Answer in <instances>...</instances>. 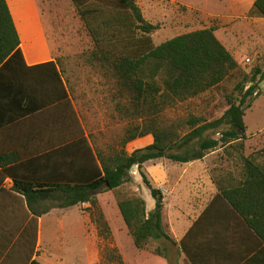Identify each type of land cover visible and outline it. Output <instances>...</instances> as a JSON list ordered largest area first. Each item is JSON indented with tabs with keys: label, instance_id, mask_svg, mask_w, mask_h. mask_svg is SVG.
Wrapping results in <instances>:
<instances>
[{
	"label": "trees",
	"instance_id": "16d2710c",
	"mask_svg": "<svg viewBox=\"0 0 264 264\" xmlns=\"http://www.w3.org/2000/svg\"><path fill=\"white\" fill-rule=\"evenodd\" d=\"M72 2L94 42L89 65L114 81L115 99L126 101L125 105H119V112L134 122L125 130L119 149L108 153L99 148L90 150L96 153L98 162H95L96 172L92 178L79 183L16 181L15 191L25 197L35 229L38 219L53 210L90 204L88 210L97 212L95 223L100 232L109 236L110 228L98 196L110 192L116 197L137 250H147L159 241L177 245L164 224L163 193L148 179L145 165L163 159L189 164L202 161L222 148V158L233 162L235 168L211 171L219 196L264 244V163L259 162L256 154H244L245 114L252 107L247 100L264 81V69L256 67L238 84V97L230 99L229 109L222 118L208 122L191 116L163 125L161 116L167 107H175L218 88L240 70L239 63L217 38L216 29L187 33L156 46L152 34L159 26L144 18L138 0ZM255 7L264 16V0H256ZM22 69L27 73H43L41 85L45 89L34 93L31 85L22 92L17 87L1 85L3 81L27 77ZM9 71L15 74H8ZM247 84L252 85L245 91ZM1 92H7L13 104L23 105L27 116L34 112L45 114L48 108L64 104L62 110L60 105L63 113L60 119L72 129L77 127L84 138L63 60L59 58L34 67L26 65L22 38L8 0H0V96ZM217 130H221L219 139L212 136ZM147 136L154 139L151 145L132 153L126 150L129 143ZM134 167L138 168L155 200V207L150 211L143 196L122 191L125 185L134 182L131 173ZM168 253V248L162 246L153 251L163 259H167Z\"/></svg>",
	"mask_w": 264,
	"mask_h": 264
},
{
	"label": "rangeland",
	"instance_id": "374dc122",
	"mask_svg": "<svg viewBox=\"0 0 264 264\" xmlns=\"http://www.w3.org/2000/svg\"><path fill=\"white\" fill-rule=\"evenodd\" d=\"M255 1L138 0L144 18L159 26L152 34L156 46L187 33L214 27L217 38L240 65V70L218 88L175 107H167L161 116L163 125L191 116L208 122L222 118L229 109L230 99L238 97V84L256 67L264 69V16L255 7ZM93 3L100 4L99 1ZM11 7L26 53L63 60L73 100L95 148L107 153L119 149L125 130L134 120L119 112V105H125L126 101L115 99L114 81L89 65L94 42L72 0H11ZM251 85L247 84L245 91ZM247 101L252 107L245 114L247 139L244 141V154H256L259 162L264 163V81ZM221 130L212 133L213 138H221ZM137 148L128 144L126 150L131 153ZM223 154L224 150L220 148L210 153L202 165L193 164V167L234 169L235 164L223 159ZM189 165L163 159L146 164L144 171L157 187L163 166L173 169ZM131 173L134 182L125 185L122 191L143 196L149 204L154 203L138 168ZM190 178L188 175L186 180ZM182 189L187 190L185 187ZM110 199L113 204L107 200L105 208L99 202L110 228L109 236L100 232L95 223L97 212L88 210L91 205L87 204V208L80 206L86 221L81 225L74 224V240L68 242L74 244L71 249L74 264H169L167 259L153 254L158 246L168 248L169 242H154L147 250H137L114 204L115 195H110Z\"/></svg>",
	"mask_w": 264,
	"mask_h": 264
},
{
	"label": "crops",
	"instance_id": "0c3cea01",
	"mask_svg": "<svg viewBox=\"0 0 264 264\" xmlns=\"http://www.w3.org/2000/svg\"><path fill=\"white\" fill-rule=\"evenodd\" d=\"M8 3L16 22L11 0ZM25 46L22 42L28 67L57 59L29 56ZM22 72L28 75L23 80L3 81L1 85L17 87L22 92L31 85L34 93L45 89L41 85L43 73H27L24 69ZM7 95L1 92L0 96V264H74L71 250L74 244L68 242L74 240V224L86 221L81 205L51 211L38 219L36 230L25 197L15 191V184L21 180L48 183L88 180L95 175L98 164L96 153L90 151L95 146L80 115L84 138L77 127L72 129L60 119L64 104H60L61 110L60 105L53 106L45 114L34 112L27 116L23 105L13 104ZM73 105L77 110L74 101ZM153 142V137L147 136L129 144L142 149ZM205 161L173 169L163 166L158 176L156 186L165 201L164 224L177 243L168 245L169 264H264V244L219 196L212 170L193 167ZM188 175L191 178L186 180ZM110 195L113 196L104 192L98 196L103 208L107 200L113 204ZM146 202L149 211L155 207V200L152 204ZM114 204L118 208L116 200ZM82 206L87 208V204Z\"/></svg>",
	"mask_w": 264,
	"mask_h": 264
},
{
	"label": "water",
	"instance_id": "95a60500",
	"mask_svg": "<svg viewBox=\"0 0 264 264\" xmlns=\"http://www.w3.org/2000/svg\"><path fill=\"white\" fill-rule=\"evenodd\" d=\"M134 168H136V167H134Z\"/></svg>",
	"mask_w": 264,
	"mask_h": 264
}]
</instances>
